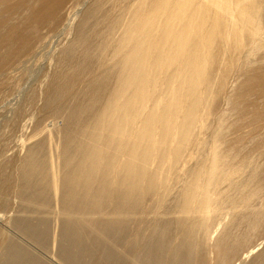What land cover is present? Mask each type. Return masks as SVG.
<instances>
[{
	"label": "bare ground",
	"instance_id": "obj_1",
	"mask_svg": "<svg viewBox=\"0 0 264 264\" xmlns=\"http://www.w3.org/2000/svg\"><path fill=\"white\" fill-rule=\"evenodd\" d=\"M64 20L67 69L46 101L63 128L45 131L48 152L37 136L23 146L17 187L7 179L64 220L54 245L89 231L121 235L135 264L264 260V0H0V72ZM207 134L216 144L196 155ZM2 239L0 264L38 263Z\"/></svg>",
	"mask_w": 264,
	"mask_h": 264
},
{
	"label": "rangeland",
	"instance_id": "obj_2",
	"mask_svg": "<svg viewBox=\"0 0 264 264\" xmlns=\"http://www.w3.org/2000/svg\"><path fill=\"white\" fill-rule=\"evenodd\" d=\"M73 5H74V1L70 2V4L67 7V9L69 8L67 12H69L70 17H73V15H75L77 12L81 10L80 6L74 5L75 7H73ZM70 23L73 25V21ZM69 28H70L69 22L67 20H64L54 30H50L47 28H45L44 30L42 29L41 40H40L41 42H38L40 44L37 43V46L35 47L36 49H34L35 51L32 54L30 53L29 54L30 56L26 55L27 56L26 58L24 57L25 55L23 56L24 58L20 57L22 58V60L20 59L19 61H17L19 63L17 62H15V64L12 63L14 65L10 66V68L8 69L4 68L5 70L3 69L4 71L0 72V78H1L0 80V184L2 185V187L6 189V190L0 189V234L2 236L0 238V241L2 238H5L4 241L9 240L8 242L10 244L12 242V245H15V244L20 245L21 247L24 248L25 251H27V256L30 258V260L38 261V263L36 262V264H72V263L76 264L79 261V260H76L77 258H79L78 257L79 254L80 256L82 255V260L86 256V259H84L83 262L80 260L81 264H133L134 263L133 258H132V263L129 260V255L131 254V253L128 254L130 251L129 247L126 250L127 246L124 247V245H122L123 242L120 241L121 235H120V238H118L120 243H118L119 241L116 240L117 243L114 244L116 246H112V244L115 243V241L114 242L108 241L105 243V240L101 238H100L101 241H98L99 238H95L96 237L95 234H93V236H89V235H92V233L89 234L90 232L87 231L88 232L87 238L78 237V238H83V241H81L82 239L77 241L78 240L77 237H76L77 240L75 238H71V239L68 238L67 241H69V243H72V245L74 243V247H72V245L69 244L68 242H67L68 245L67 243L64 242L65 243L64 246H68L67 250L70 249L69 246L71 245V249H70L71 252L64 251L67 247L65 248L63 245H60V242H63L64 241L63 238H66V237H62V235L59 234L60 238H62L63 241L62 239H59L58 243H56L58 245H54L55 237H56V240H58L57 239V236L59 238L58 232L61 233V230H63L62 227L64 224V220L60 219V217L57 218V215H55L56 213L53 212L54 210L52 208L51 210L45 209V211H43L44 210L43 208L41 209V211H39L40 209H35L36 207L33 204H32L33 207L31 205H29L30 206L29 207L28 204L30 203H26L27 204L26 206H28L26 207L25 203L21 200L18 194H16L17 191L16 193H14L15 192L14 190H16L15 188L17 187V184H18V180L16 181L17 178L15 179V177H18V176L16 173H14L16 171L15 170L16 167L14 166L16 165H14L13 163L15 164L18 163V161L16 160H18L24 153L25 151L24 147L27 146L28 144H32L33 142H37V141L40 143L43 142V146L45 148V150H43V153L48 152V142H47L48 140H47V137H45V134H47L46 136H48V133L47 132L45 133V131H47V129L49 128L50 129L52 128L55 130L58 128L60 129L63 128V123H62L63 120L61 118L57 119L56 115H54L56 119L54 118L53 116L54 113L52 109L48 106V103H46V101L48 100V93H50L53 88V87L52 88H49V87L52 86L53 81L59 80L58 77L56 76L59 73L58 69L62 70L60 71V75L62 76L64 73L63 70H65L64 67H66V66H63L62 64L60 65V62H57V61H59L58 58L60 57L61 49L66 45V43L71 38L68 34ZM74 33L75 31L73 30V32L71 33V36H73ZM6 73H8L9 75ZM54 77L55 78L57 77V78L53 80ZM47 84H49L48 88H47ZM45 92L47 93L46 95H45ZM44 105L48 109H46ZM37 131L38 132L40 131L39 132L40 135L39 133H37ZM34 133L35 134L37 133V134L35 135ZM36 136L38 140L36 139ZM38 137L39 138L41 137V138L39 139ZM44 138L45 140H43ZM203 143L204 145L202 147H198L194 149L193 152L196 155H200V156L208 155L210 150L214 146V144H216L215 140L211 137V134H207L206 141H204ZM256 150H257L256 148L253 149L252 154L257 155V153L259 152H257ZM10 159L11 161H13V163H11ZM262 161H264L263 158H262ZM7 163L11 164L12 166L8 165ZM4 164H6L7 166H4ZM3 167L6 169V171L4 170ZM6 167H12V168H8L7 170ZM3 172H5V175L2 174ZM14 174H16V176ZM1 175H3V177ZM3 178H5L7 185L10 186L12 183L14 184V185L12 184L15 187L14 190H13V186L12 185H11L12 187L10 186L13 191L9 190L10 189L9 186L6 185L5 187L6 182L4 181ZM7 179L11 182V184L8 183ZM2 181H4L5 183L3 182L4 184H2L1 183ZM16 196L19 198H17ZM18 199L21 201H19ZM1 212L3 213V215ZM1 216H2V219H1ZM57 224L59 225V227ZM32 226H34L35 228H38L37 231ZM26 227L29 229H27ZM29 230L32 231L31 233L35 231L34 234L36 233L35 234L36 236L28 233ZM38 233L40 234L39 237H38L39 235ZM262 236L259 237L255 241L254 245L261 244L260 246H258L259 248L258 247L256 248L255 250L256 252L257 250L259 251L264 250L263 249L264 248V237ZM88 237H91L93 239L90 238L91 240H89L87 244H89L92 240L94 241V239L95 241L94 242L92 241L93 243L98 241L96 245L97 249H95V251L93 250L95 244L91 243L90 245H93V246L90 247L89 245L86 247L87 245L86 242L88 241ZM72 239H74L76 243ZM99 242H102V243L100 244ZM64 243H61V244H64ZM77 243L79 245L80 244L84 245L85 243L84 247L89 248V250H92L91 251L92 257L90 259H87V256L90 254V252H88L89 250L86 249L87 254L85 252H81L82 251L81 248L82 249H85V248L82 247L83 245L76 246L78 245ZM108 243L110 244L112 243L111 244L112 247L110 246V244L107 245ZM119 244L121 245L119 246ZM117 246L118 248H114ZM121 246L125 249H123ZM77 248L80 249L81 251L78 250ZM61 249L65 253L67 252V254H65ZM60 250L62 251V253ZM114 250H116V252H114ZM53 251H56V253ZM72 251H76L74 253L78 254V256L76 255L77 258L72 257V259L74 258V261L65 260L64 258L68 259V257L69 259H71V257L68 256V254L71 255L70 253H73ZM126 251L128 252L127 255L125 254ZM92 252H94V255ZM63 253L65 255H63ZM74 253L72 255H74ZM83 253L85 255H83ZM54 256H56L57 258L55 257L54 259ZM130 259H131V256H130ZM66 261H69V262H66ZM248 264H264V260H255L254 262L251 260Z\"/></svg>",
	"mask_w": 264,
	"mask_h": 264
}]
</instances>
